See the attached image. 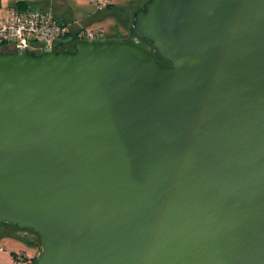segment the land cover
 I'll list each match as a JSON object with an SVG mask.
<instances>
[{
	"label": "water",
	"instance_id": "95a60500",
	"mask_svg": "<svg viewBox=\"0 0 264 264\" xmlns=\"http://www.w3.org/2000/svg\"><path fill=\"white\" fill-rule=\"evenodd\" d=\"M132 29L158 57L0 51V228L34 264H264V0H147Z\"/></svg>",
	"mask_w": 264,
	"mask_h": 264
},
{
	"label": "rangeland",
	"instance_id": "374dc122",
	"mask_svg": "<svg viewBox=\"0 0 264 264\" xmlns=\"http://www.w3.org/2000/svg\"><path fill=\"white\" fill-rule=\"evenodd\" d=\"M146 1L112 0L111 6L103 10H96L91 5L90 0H45L38 9H43L49 14L62 15L61 17L70 23L69 25L73 24V29L93 30L101 28L103 37L96 39L95 43H136L147 50H151V44L138 37L132 29L134 13ZM0 51L4 53L13 52L10 46L1 47ZM0 249V264H34L41 251L40 238L30 229H20L16 225H7L5 228H0ZM13 254L16 255L15 258L12 256ZM21 255L22 258H25L24 261L17 259Z\"/></svg>",
	"mask_w": 264,
	"mask_h": 264
},
{
	"label": "built area",
	"instance_id": "2783aa9c",
	"mask_svg": "<svg viewBox=\"0 0 264 264\" xmlns=\"http://www.w3.org/2000/svg\"><path fill=\"white\" fill-rule=\"evenodd\" d=\"M112 0H90L96 10H103L111 5ZM71 25L60 22L51 14L41 10L12 9L5 18L0 19V48L10 46L13 52L21 51L35 54L56 51L58 44L70 31ZM77 41L94 42L102 39L101 28L93 30L80 29ZM51 46V47H50ZM1 252V249H0ZM24 261V257H17Z\"/></svg>",
	"mask_w": 264,
	"mask_h": 264
},
{
	"label": "crops",
	"instance_id": "0c3cea01",
	"mask_svg": "<svg viewBox=\"0 0 264 264\" xmlns=\"http://www.w3.org/2000/svg\"><path fill=\"white\" fill-rule=\"evenodd\" d=\"M43 1H45V0H0V19L1 18H5L12 9H18V8H20L22 10H25L26 8H28V9H32V10H41V11H44L43 9H38V7L40 8L42 6L41 3L43 4ZM18 2H23L24 3L23 6L17 5ZM50 14L55 19L62 20L63 21L62 23L70 24V23H67V21H65L63 19V17H61L62 15H56V14H53V13H50ZM72 26H73V24H71L70 30L73 33H75V32H77V31L80 30V29H73ZM66 41H67V39H64L60 43L66 42Z\"/></svg>",
	"mask_w": 264,
	"mask_h": 264
},
{
	"label": "trees",
	"instance_id": "16d2710c",
	"mask_svg": "<svg viewBox=\"0 0 264 264\" xmlns=\"http://www.w3.org/2000/svg\"><path fill=\"white\" fill-rule=\"evenodd\" d=\"M23 2H18L17 3V5H21V6H23ZM18 9H20V8H18ZM26 9H28V8H26ZM78 32V31H77ZM77 32H75V33H73L71 30L68 32V33H66V35H65V37L63 38V40L64 39H67V43L66 42H62V43H59L57 46V50H68V49H71L72 50V48H73V45L77 42V40H78V38L76 37V34H77ZM146 41V40H145ZM148 42V41H147ZM150 43V42H149ZM151 44V43H150ZM67 47H69V48H67ZM152 47V46H151ZM151 52H153L157 57H158V54H157V52H156V50L155 49H151L150 50ZM14 258L16 257V255L15 254H13L12 255Z\"/></svg>",
	"mask_w": 264,
	"mask_h": 264
},
{
	"label": "flooded vegetation",
	"instance_id": "af4514ba",
	"mask_svg": "<svg viewBox=\"0 0 264 264\" xmlns=\"http://www.w3.org/2000/svg\"><path fill=\"white\" fill-rule=\"evenodd\" d=\"M68 50H70V49H68Z\"/></svg>",
	"mask_w": 264,
	"mask_h": 264
}]
</instances>
